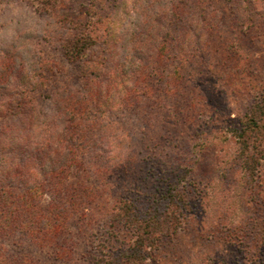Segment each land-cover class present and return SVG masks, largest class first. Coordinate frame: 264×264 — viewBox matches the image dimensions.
Returning <instances> with one entry per match:
<instances>
[{"label":"rangeland","instance_id":"1","mask_svg":"<svg viewBox=\"0 0 264 264\" xmlns=\"http://www.w3.org/2000/svg\"><path fill=\"white\" fill-rule=\"evenodd\" d=\"M197 1L187 0L173 18L182 14L186 29H201L193 14ZM161 2L165 4V0H0V138L19 125L20 105L31 116L38 110L51 118L60 95L74 96L83 88L80 73L125 54L126 40L121 37L133 32L142 18L151 21ZM204 7L210 27L205 46L194 44L192 55L177 68L176 93L163 95L159 79L150 76L148 84L157 88V94L141 98L147 103L145 113L136 105L100 113L96 123L106 138L95 152L101 172L87 180L95 185V204L88 205L85 214L71 210L64 231L50 244L9 229L0 237L6 264L26 260L94 264L116 256L131 236L113 220L117 203L124 196L143 198L160 181L165 182L163 188L166 182L183 188L188 209L181 227L159 237L144 264H264V162L255 167L252 178L235 142L245 112L264 91V0H204ZM88 11L96 12L93 19L99 23H93ZM112 18L120 40L109 49L106 43L114 40L105 28ZM173 26L167 29L174 31ZM79 28L90 33L95 45L86 60L73 62L66 59L62 44ZM36 65L46 76L41 85L35 90L19 85L20 70ZM157 95L162 98L154 101ZM110 155L129 161L131 174L125 177L112 170L97 176ZM88 166L95 170L97 164L92 161ZM71 171L65 183L77 187L83 173ZM140 180L151 187H143ZM56 242L64 247L63 256L58 255ZM117 264L126 263L118 259Z\"/></svg>","mask_w":264,"mask_h":264},{"label":"trees","instance_id":"2","mask_svg":"<svg viewBox=\"0 0 264 264\" xmlns=\"http://www.w3.org/2000/svg\"><path fill=\"white\" fill-rule=\"evenodd\" d=\"M186 2L165 0V4L159 3L160 12L156 10L152 13V22L142 18L133 32L121 37L126 40L122 45L126 53L117 60H107L106 64L97 62L93 68H85L80 73L85 82L83 88L74 96L60 95L62 100H56L60 101L59 106L51 118L38 110L31 116L25 106L20 105L22 116L19 125L11 127L8 135L3 133V138H0V237L9 229L17 228L29 233L38 243H53L64 231L71 210H80L85 214L88 205L95 204V185L87 180L90 175L101 172L98 166L100 156L95 152L98 144L106 138L105 130H98L100 113L106 108L133 105L145 113L147 103L141 98L157 94V88L148 84L150 76L159 79L158 88L163 95L172 96L178 89V82L174 81L177 68L184 63L187 55H192L190 49L194 44L195 48L205 46L210 27L204 17L208 13L204 0H198L193 11L201 29H186L182 14L173 19ZM95 13L88 11L91 20ZM114 21L112 18L105 28L109 38L114 40L113 43L105 42L106 47L110 44L109 49L120 40L114 32ZM93 23L97 24L99 20L93 19ZM93 23L91 25L95 26ZM171 23L174 31L167 29ZM94 45L90 33L79 28L64 39L62 48L66 59L78 62L87 59ZM40 68V65L28 71L22 68L19 85L30 90L37 89L40 81L46 79ZM159 98L162 97L157 95L153 100ZM235 135V142H238L242 153L243 168L255 178L258 171L255 167L264 162V91L245 112ZM108 159V164L104 163L102 173L97 176H107L112 170L120 171L125 177L131 174L129 161L117 160L118 157L112 155ZM92 161L97 164L95 170H90L88 166ZM73 168L83 173L77 187L65 183ZM142 184L144 187L145 182ZM162 184L146 192L143 198L124 196L119 200L113 220L130 230L128 245L116 256L95 260L94 264H117L118 259L126 264H144L156 240L173 234L181 227L188 209L186 192L174 182H166L164 188ZM57 246L60 247L58 255L63 256L64 247L60 243ZM5 261L0 250V264H6ZM28 263L27 260L25 263L17 262Z\"/></svg>","mask_w":264,"mask_h":264}]
</instances>
